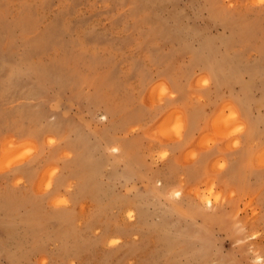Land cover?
<instances>
[{"label":"rangeland","instance_id":"374dc122","mask_svg":"<svg viewBox=\"0 0 264 264\" xmlns=\"http://www.w3.org/2000/svg\"><path fill=\"white\" fill-rule=\"evenodd\" d=\"M0 264H264V0H0Z\"/></svg>","mask_w":264,"mask_h":264},{"label":"bare ground","instance_id":"6f19581e","mask_svg":"<svg viewBox=\"0 0 264 264\" xmlns=\"http://www.w3.org/2000/svg\"><path fill=\"white\" fill-rule=\"evenodd\" d=\"M164 89L166 90L165 87L163 88V90H164ZM229 109H230V108H229ZM103 118H104V117H103ZM215 123H216V122H215ZM164 129H165V128H164ZM216 129H217V128H216ZM180 194H181V191H180V190H175V195H176V196H180ZM209 200H210V199H209ZM212 203H213V202H212ZM257 257L259 258L260 256H257Z\"/></svg>","mask_w":264,"mask_h":264}]
</instances>
